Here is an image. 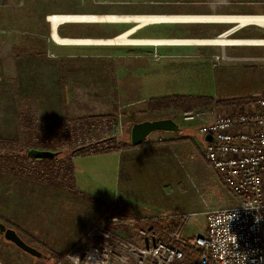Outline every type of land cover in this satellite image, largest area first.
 I'll use <instances>...</instances> for the list:
<instances>
[{
  "label": "crops",
  "instance_id": "crops-1",
  "mask_svg": "<svg viewBox=\"0 0 264 264\" xmlns=\"http://www.w3.org/2000/svg\"><path fill=\"white\" fill-rule=\"evenodd\" d=\"M83 9L78 6L74 9L63 0H0V100L5 110L15 113L12 120L0 125V138L20 142L42 133L44 128L111 116L116 110L161 97L206 96L228 100L264 93V47L226 49L227 56L236 60L216 66L212 57L219 53L217 47L125 45L139 43L134 39L210 40L233 24L241 28L232 38L264 39V11L191 13L180 12L183 9L179 7L167 10L161 7L164 12L159 13L154 12L158 10L154 7ZM84 16H95L96 22L66 20ZM52 17L55 21L49 22ZM56 38L94 40V43H59ZM117 41L124 44H111ZM229 111L221 108L207 112L221 115ZM23 119L30 124L31 133L20 126ZM180 137L185 140L174 141ZM204 138L196 141L193 136L163 132L153 134L149 139L152 143L143 147L99 154L74 153L72 192L63 189L67 192L63 198L60 195V201L57 197L49 200L50 194L38 197L35 192L32 199L43 205L26 208V197L17 193L25 206L19 214L28 217V227L37 224L30 237L63 254L100 220L105 207L134 218L155 219L143 207L144 199L133 194L139 188L134 173L143 171L144 180L149 181L151 167H157L161 175L162 167L171 157L167 155L170 150L188 149L190 155L197 149L201 156L202 144L207 142ZM49 208L50 215H45ZM40 210L42 215L36 218ZM62 216L84 223L82 227L75 226L79 229L76 237L71 239L70 233L60 227L53 231L56 219L62 224ZM0 255L4 257L1 251Z\"/></svg>",
  "mask_w": 264,
  "mask_h": 264
},
{
  "label": "built area",
  "instance_id": "built-area-1",
  "mask_svg": "<svg viewBox=\"0 0 264 264\" xmlns=\"http://www.w3.org/2000/svg\"><path fill=\"white\" fill-rule=\"evenodd\" d=\"M54 18H48L49 22ZM238 29L239 26H236L210 40L144 39L139 43L126 44L210 46L208 41L224 37L245 43L235 46L264 47V39L232 38ZM93 41L58 42L93 44ZM223 58V55L215 56L214 65ZM205 117L204 112L181 114L183 122H198V132L204 137L213 138V142L205 143L203 157L238 198L237 205L209 210L205 214V232L193 236L173 231L163 238L160 237L162 231L153 224L152 219L110 216L87 234L85 243L89 241V244L87 242L64 255L65 264H76L72 257H78L80 264H120L122 256L128 258V264H183L185 252L194 255L195 264H264V100L231 109L216 117ZM37 138L34 137L36 141ZM227 214L233 217L228 221V229L236 236V247H224L225 239L232 240L225 224L229 218ZM113 226H124L126 231L110 229Z\"/></svg>",
  "mask_w": 264,
  "mask_h": 264
},
{
  "label": "rangeland",
  "instance_id": "rangeland-1",
  "mask_svg": "<svg viewBox=\"0 0 264 264\" xmlns=\"http://www.w3.org/2000/svg\"><path fill=\"white\" fill-rule=\"evenodd\" d=\"M67 1L68 4L74 9L76 7H81L84 9L87 8H95V7H109V8H157L158 10L154 12H164V10L173 7H179L183 10H179L180 12L188 11L191 13H208V12H241V11H249V12H263L264 11V0H63ZM83 9V10H84ZM174 10V9H173ZM147 11V10H146ZM152 12V11H149ZM171 12V11H170ZM176 12V11H172ZM235 28L236 25L233 24ZM230 28V29H231ZM179 35V34H177ZM234 35V34H233ZM129 38V37H128ZM134 39V38H133ZM129 40H132L129 38ZM140 41V39H134V41ZM59 41V40H58ZM127 45V44H125ZM134 46V45H129ZM157 47V45H155ZM148 47H154L148 46ZM175 47V46H171ZM181 47V46H177ZM190 47V46H186ZM191 47H204V46H191ZM210 47L219 48V53L215 56L223 55V59H219L216 62V66H218L221 62L224 61H235V58H230L227 56V50L229 48H241L247 46H215L210 45ZM261 48V47H257ZM156 55V53L154 54ZM158 56V55H156ZM212 57L214 62V57ZM159 57V56H158ZM1 82V80H0ZM258 96L264 95V93L259 92ZM255 95V96H257ZM262 99V98H260ZM259 99V100H260ZM250 106V105H249ZM4 104L0 100V125L12 120L15 116L11 110L4 108ZM124 109V115L117 119L114 122L111 131L107 133L108 135L99 136L95 133L93 138H86L84 142L80 143L78 141H66L63 144L64 140L68 139V136L65 138L57 139V141L53 140L54 143L50 145L52 148H55L56 151H63V153H57L56 158H62L67 155H71L73 150L80 148L81 144L88 145L96 141L97 139H103L108 137H114L115 140L122 141L124 137L129 133V129L131 127V122L146 119L145 115L138 116L135 114L136 111L142 110V107L133 110ZM224 111V110H223ZM206 117H216L218 115H213L207 111H203ZM222 112V111H221ZM223 113V112H222ZM163 116L171 117L173 121H175L181 129V134L193 136L196 141L203 140L204 136L198 132L199 123H187L181 120V114H165L162 116H151V118H163ZM148 117V116H147ZM205 117V118H206ZM53 129V126H52ZM99 129V128H98ZM59 129H57L58 131ZM62 133H65L61 130ZM154 135H161L163 132H154L151 133L147 138L151 139ZM34 145L37 147H41V142L36 143L34 138ZM94 140V141H92ZM82 141V140H81ZM62 143V144H61ZM56 145V146H55ZM80 145V146H79ZM202 151L204 145L202 144ZM21 144L16 141H7L3 137L0 138V156H4L6 154H21ZM70 150V152H69ZM95 149H89L87 153H94ZM189 150H181L180 148L167 152V155H171L167 159L168 162H165L166 165L162 167L161 175L159 173L158 168L151 167L149 174V181H145L144 173L141 171L140 174L134 173V180L136 186L139 188L134 190L133 194L140 196L144 199L142 201L143 207L146 208L147 211L154 215L155 219H179V222L182 224L181 232L185 235L193 236L196 234H203L205 232L206 220L205 214L211 209H224L231 208L237 205L239 202L238 198L233 195L228 188L223 185L221 179L218 174L210 167V165L205 161L203 154L201 152V156L197 149H193L192 154H188ZM56 153V152H55ZM78 153V152H73ZM169 153V154H168ZM166 154V153H165ZM164 155V154H163ZM3 161H0V214L4 215V220L8 221L10 224H16L14 226L22 229L24 234L21 236L25 238L30 243L31 240L27 234H32L34 225L28 227V217L22 216L19 212L22 209H25V206L21 205L22 202L18 200L17 193L19 192L27 200H24V205L26 208H33L34 206H40V202H35L32 198H34V193L37 192L38 197L44 198L45 195L50 194L49 200H52L53 197H57L58 201L60 198H63L65 193L70 189L71 186L66 187L65 185H70L69 182L63 185L64 187H59V182L57 180L46 181V176L43 175V171H40L39 175L34 171H27L26 174H18L11 170L10 165H2ZM14 166V165H13ZM160 175V176H159ZM160 178V179H159ZM141 179V181H140ZM49 183V184H48ZM54 189H49V188ZM64 189V190H63ZM61 195V197H60ZM60 197V198H59ZM40 200V199H39ZM44 200V199H43ZM85 200V199H84ZM41 201V200H40ZM86 201V200H85ZM88 201V200H87ZM45 203V201H42ZM89 202V201H88ZM51 203V202H50ZM53 205V203H51ZM21 205V207H20ZM47 205V204H46ZM29 206V207H27ZM37 206L35 208H37ZM20 207V208H19ZM51 208V206H50ZM45 212L47 215L50 211ZM46 208H42L43 210ZM40 210V211H41ZM37 212L36 218L42 215L41 212ZM50 215V213L48 214ZM33 217L32 215H30ZM53 217V216H52ZM85 218V216H83ZM37 220V219H36ZM62 224H59V220H55L56 227L53 231L57 230L58 227L62 231H68L72 237H76L79 229L75 228V226L82 227L84 223H79L76 218L68 219L65 216H62L60 219ZM64 221L66 223L64 224ZM97 225V222L94 223L93 226H90L86 233L81 236L71 247L67 248L62 252L65 255L69 251L73 250L76 247L84 245L88 242L87 234L92 230L93 227ZM37 227V226H36ZM35 227V228H36ZM50 227V226H49ZM115 228V227H113ZM112 228V229H113ZM36 229H39L37 227ZM31 230V231H30ZM29 234V236H31ZM25 235V236H24ZM70 237L68 238V241ZM3 242V243H2ZM34 248L41 252V258H35L30 256L29 254L21 251L15 245L5 241L0 238V262L2 264H53V260H49L47 258L48 251L44 246H39V244L34 243ZM44 250V251H42ZM62 264H65L64 262Z\"/></svg>",
  "mask_w": 264,
  "mask_h": 264
},
{
  "label": "trees",
  "instance_id": "trees-1",
  "mask_svg": "<svg viewBox=\"0 0 264 264\" xmlns=\"http://www.w3.org/2000/svg\"><path fill=\"white\" fill-rule=\"evenodd\" d=\"M115 97L116 94L113 95L114 100ZM260 98H262L261 100H264V95L248 96V97L228 99V100H215L212 97H206V96H169V97L151 99L141 105H136L132 108H128L127 110L130 111L142 107L143 109L136 111L135 114H137L138 116L141 115L146 116V119L132 121L131 122V126H132L134 123H140L147 120L172 119L171 117L165 118L164 116L163 118L149 119V117L151 116H159V115L162 116L165 114L179 115L184 112H190V111L203 112V111H209L212 109H221V108H225L229 110L240 109L249 105L256 104ZM123 111L116 110V112L111 116L90 117L80 120H73L70 122H66L61 126H53V129L52 127L50 128L52 130L48 129L49 127L44 128L45 130L43 129L42 133H39L38 135L34 136V137H38L37 138L38 140L35 141L36 143H39L38 141H40L41 144H43L41 145V147L35 146L34 145L35 143L32 141V139L31 140L27 138L25 139L24 137L26 135H24L23 136L24 139L18 142L19 144H21V149H22L21 154H6L4 156H0V161H3L2 165H10L11 170H13L18 174L24 175L26 174L27 171L31 170V172L34 171L36 174L39 175L40 171H43V174H45L46 176V181L51 182L53 180H57L60 184L59 187L61 188L64 187L63 185H65V183L69 182L70 185H65L66 187H69L71 186L72 183V171H73L71 165V157L74 154L73 152H75V150L72 151L71 155L69 154L65 157L54 158L51 160L31 159L28 157V152L30 150H46V151L56 152L60 156V154L63 153V151H56L55 148H52V146L54 145H50V144L54 143L53 140L55 141H57V139L61 140L62 138H65V136H68V139L64 140L63 144H65L66 141L67 142L78 141L82 143L85 141L86 138L89 139L93 138V136H95L94 135L95 133H97L99 136H101V134H103L104 136L108 135L107 133H109L111 129H113L112 126L114 122L117 121L118 118L124 115ZM20 126H22L27 131L30 129V133L32 132L30 124L27 123L26 119H23L21 121ZM57 129L59 130L57 131ZM61 130L65 133H62ZM176 134L178 135L181 134V131ZM183 140H185V138L180 137L174 141H183ZM158 142L165 143L167 141H158ZM151 143L152 142L149 139H146V141L143 142L141 145L132 146L130 144V131H129L127 136L124 137L122 141L115 140L114 137L103 138L100 140L97 139L91 144L81 146L80 147L81 149L78 151V153H84V152L87 153L88 150L92 148L95 149L94 153L92 154H99L107 151L118 152L120 150H127L136 147L147 146L150 145ZM87 199L89 198H86V200ZM110 216H116L123 219L133 218L131 216H126L124 214H121L115 209L105 207V213L97 222V225L104 223L106 219ZM152 220H153V224L162 231L160 237L163 238L165 237L166 233H170L173 231H180L182 228V224L179 222V219L176 218L158 219V220L152 219ZM0 223L5 225L6 228L13 229L20 237L24 234V232H22V229H20L17 226H14L16 224H12V223L10 224L8 221H5L3 214H0ZM113 227H111L110 229L113 228L112 230H117L120 232L126 231V227L124 226H113ZM27 237L30 238L31 240L30 243L29 242L27 243V241H25V239L22 237L21 239L29 246L34 247V243L39 244V246H44L36 238L30 236ZM0 238L3 239L1 234H0ZM45 249L48 251L47 258L49 260H53V264L63 263V258H64L63 255L55 253L52 250L47 249L46 247ZM184 257L185 259L183 264H195L196 259L192 253L185 252Z\"/></svg>",
  "mask_w": 264,
  "mask_h": 264
},
{
  "label": "water",
  "instance_id": "water-1",
  "mask_svg": "<svg viewBox=\"0 0 264 264\" xmlns=\"http://www.w3.org/2000/svg\"><path fill=\"white\" fill-rule=\"evenodd\" d=\"M180 131V127L172 119L147 120L140 123H134L130 128V144L132 146L141 145L146 141L147 137L154 132L179 133ZM204 140L207 142L214 141L210 136H205ZM80 149L81 148L76 149L75 152H78ZM28 157L37 160H51L57 157V153L46 150H30L28 152ZM0 234L5 241L15 245L21 251L29 254L30 256L35 258L42 257L41 252L26 244L13 229L6 228V226L1 223Z\"/></svg>",
  "mask_w": 264,
  "mask_h": 264
},
{
  "label": "bare ground",
  "instance_id": "bare-ground-1",
  "mask_svg": "<svg viewBox=\"0 0 264 264\" xmlns=\"http://www.w3.org/2000/svg\"><path fill=\"white\" fill-rule=\"evenodd\" d=\"M113 17V16H112ZM251 18L254 17V16H250ZM264 17V16H263ZM96 18L95 16L93 17H66V20L70 21V20H73V21H78V20H88V21H94L96 22ZM99 18H103V17H99ZM258 18V17H257ZM261 18V17H259ZM128 19V18H127ZM154 19V18H153ZM159 19V18H158ZM204 19V18H202ZM156 20V19H155ZM154 20V21H155ZM54 21H55V18H54ZM157 21V20H156ZM169 21H174V20H169ZM190 21V20H189ZM204 21H207L204 19ZM212 21V20H211ZM214 21H218V20H214ZM54 26V25H53ZM236 26H239V25H236ZM241 28V27H239ZM121 36V35H120ZM128 39V37H127ZM56 41H58V39L56 38ZM113 41V40H112ZM129 41V40H128ZM111 42V41H110ZM115 43H122L123 42H114ZM112 44V43H111ZM207 44L209 45H215V46H220V47H225V46H235V45H240V44H245V43H241V42H238V41H235V40H232L230 38H218V39H215V40H211V41H208Z\"/></svg>",
  "mask_w": 264,
  "mask_h": 264
},
{
  "label": "clouds",
  "instance_id": "clouds-1",
  "mask_svg": "<svg viewBox=\"0 0 264 264\" xmlns=\"http://www.w3.org/2000/svg\"><path fill=\"white\" fill-rule=\"evenodd\" d=\"M228 215V214H227ZM228 219L225 221V224H226V229H227V234L230 235L232 237V240L231 241H228V240H224V247L225 248H230L231 247H236L237 244H236V236L232 233L229 232V229H228V221L230 219H232L233 217L228 215ZM72 257V256H71ZM75 261H76V264H80V261L78 259V257H72ZM120 264H128V258L126 256H122L120 258Z\"/></svg>",
  "mask_w": 264,
  "mask_h": 264
}]
</instances>
